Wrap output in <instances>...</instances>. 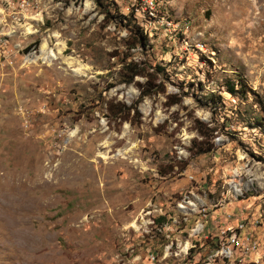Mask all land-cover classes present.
Masks as SVG:
<instances>
[{
	"label": "rangeland",
	"instance_id": "rangeland-1",
	"mask_svg": "<svg viewBox=\"0 0 264 264\" xmlns=\"http://www.w3.org/2000/svg\"><path fill=\"white\" fill-rule=\"evenodd\" d=\"M156 1L188 32L140 0H0V264H150L202 213L264 264V0ZM131 60L164 91L120 120Z\"/></svg>",
	"mask_w": 264,
	"mask_h": 264
},
{
	"label": "built area",
	"instance_id": "built-area-1",
	"mask_svg": "<svg viewBox=\"0 0 264 264\" xmlns=\"http://www.w3.org/2000/svg\"><path fill=\"white\" fill-rule=\"evenodd\" d=\"M141 8L148 19L160 30L173 26L175 31L187 33L188 20L171 18L167 12H160L156 0H140ZM153 28L151 30H153ZM149 29L146 31L148 32ZM203 210H205L203 208ZM202 212V211H201ZM200 212V213H201ZM207 214L202 213L188 236L177 237L163 245L158 251H149L150 264H254L260 252V242L248 230L246 222L237 226L216 229L208 227ZM154 222V221H153ZM178 229H174L176 231ZM187 233V232H186ZM264 253V250H263Z\"/></svg>",
	"mask_w": 264,
	"mask_h": 264
},
{
	"label": "trees",
	"instance_id": "trees-1",
	"mask_svg": "<svg viewBox=\"0 0 264 264\" xmlns=\"http://www.w3.org/2000/svg\"><path fill=\"white\" fill-rule=\"evenodd\" d=\"M137 36H139L140 38V42L145 45L146 44V40H147V36L144 32V29L141 26H138L137 29ZM142 63V62H141ZM141 63L139 62H134L133 60H131V62L128 64V69L129 71H131L132 74L129 75L128 79L125 80V82L127 83H131L134 81L136 76H145L146 79L143 82H137L139 91H140V95L139 98L137 100H135L132 105L130 106H126L123 103H117L115 105H113L115 108H120V110L116 109L117 111L115 112L114 117L120 119V120H132V118L134 116L140 117L142 116L139 104L141 103V101L146 97L149 96L151 94H154L156 92H161L164 90L160 89V84H154L153 82V78L152 76L154 75L153 72H151V68L153 67V65H141ZM164 68H162L161 66L157 67V72H161L163 71ZM240 82H237V85H240L241 87H247V83L244 79H240ZM227 88L230 92H232L233 94H238V90H236L235 87V82H229L227 84ZM178 100H174L172 103H177ZM124 106V107H119V106Z\"/></svg>",
	"mask_w": 264,
	"mask_h": 264
},
{
	"label": "bare ground",
	"instance_id": "bare-ground-1",
	"mask_svg": "<svg viewBox=\"0 0 264 264\" xmlns=\"http://www.w3.org/2000/svg\"><path fill=\"white\" fill-rule=\"evenodd\" d=\"M47 47V45H46V43L43 45V51H44V53H47V54H49L50 55V52L49 51H47L46 48Z\"/></svg>",
	"mask_w": 264,
	"mask_h": 264
}]
</instances>
